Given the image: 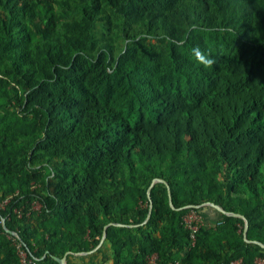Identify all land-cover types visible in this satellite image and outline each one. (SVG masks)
<instances>
[{"label": "trees", "instance_id": "1", "mask_svg": "<svg viewBox=\"0 0 264 264\" xmlns=\"http://www.w3.org/2000/svg\"><path fill=\"white\" fill-rule=\"evenodd\" d=\"M153 179L165 183L149 199ZM10 195L0 215L31 264L66 251L67 264H105V246L112 264L264 257V0H0ZM206 202L242 215L247 240L221 213L191 245L182 217ZM0 264H19L1 226Z\"/></svg>", "mask_w": 264, "mask_h": 264}, {"label": "built area", "instance_id": "2", "mask_svg": "<svg viewBox=\"0 0 264 264\" xmlns=\"http://www.w3.org/2000/svg\"><path fill=\"white\" fill-rule=\"evenodd\" d=\"M11 195L7 196L3 200L0 201V209H3L7 202L10 200ZM203 206H209L206 203L202 204ZM40 207V203L38 201H32L30 204V208L32 210H38ZM197 207L189 209L185 215L182 217V223L186 230L189 232L190 244L193 245L195 243V234L199 227L204 226V215L201 211L196 210ZM17 216L21 215L20 209L15 208L13 211ZM0 226L2 227V216L0 215ZM9 237L12 239L17 255L19 257V264H31L35 261V257H29L27 251L23 248L21 241L18 238V235L13 232L9 234ZM143 264H159L157 253H150L145 257ZM169 264H178L177 262H171ZM228 264H242L241 258L232 259ZM252 264H264V257H256Z\"/></svg>", "mask_w": 264, "mask_h": 264}, {"label": "water", "instance_id": "3", "mask_svg": "<svg viewBox=\"0 0 264 264\" xmlns=\"http://www.w3.org/2000/svg\"><path fill=\"white\" fill-rule=\"evenodd\" d=\"M155 181H161V182H164V181L161 180V179H154V180H152L151 184L149 185V187H148V189H147V197H148L149 199H150V189H151V187H152V185L154 184ZM164 183H165V182H164ZM167 194H168V201H169V204L172 206V202H171V194H170L169 189H167ZM206 204L209 205V206L214 207V208H215L216 210H218L220 213L232 214V213H227V212H225V211H224L219 205H215V204H213V203H211V202H206ZM196 207H197V206H196ZM150 209H151V203H149V211H150ZM232 215H234V216H238V217H241V218L244 220V227H243V232H242V233H243V238H244L245 240H247V239H246L247 222H246L245 218H244L242 215H239V214H232ZM147 217H148V215H147ZM145 221H146V219L144 220V222H145ZM110 224H111V223H109V224H107V225L104 226V228H103V232H102V236H101V239H100L98 245L95 247V249L98 248V247L102 244V242L104 241V239H105V235H106V227H107L108 225H110ZM2 228H3L7 233H9V234L13 233V232L10 231L9 229H7V227H6V225H5V219H4L3 217H2ZM255 243H257L260 247H263V248H264V244L259 243V242H255ZM68 253H69V251H66L62 257H54V258L58 261L59 264H67V262H66V255H67Z\"/></svg>", "mask_w": 264, "mask_h": 264}, {"label": "clouds", "instance_id": "4", "mask_svg": "<svg viewBox=\"0 0 264 264\" xmlns=\"http://www.w3.org/2000/svg\"><path fill=\"white\" fill-rule=\"evenodd\" d=\"M192 53L196 61L205 68H211L216 63L215 59L210 58V55L205 54L199 47L193 48Z\"/></svg>", "mask_w": 264, "mask_h": 264}, {"label": "crops", "instance_id": "5", "mask_svg": "<svg viewBox=\"0 0 264 264\" xmlns=\"http://www.w3.org/2000/svg\"><path fill=\"white\" fill-rule=\"evenodd\" d=\"M221 218V213L213 208L204 210V226L210 227L216 223L217 220ZM73 261L77 262V258ZM106 264H112V260H109Z\"/></svg>", "mask_w": 264, "mask_h": 264}, {"label": "rangeland", "instance_id": "6", "mask_svg": "<svg viewBox=\"0 0 264 264\" xmlns=\"http://www.w3.org/2000/svg\"><path fill=\"white\" fill-rule=\"evenodd\" d=\"M126 43V41L124 42V44ZM154 180V179H153ZM155 182H157V181H155ZM154 182V183H155ZM143 223H144V221H143ZM103 243V242H102ZM102 245V244H101ZM97 249V248H96ZM95 250V248L92 250V251H94ZM102 252H103V254L104 255H102V257L101 258H105L106 259V257H108V261L109 260H111V258H109L110 256H108V255H110V253H109V248H108V246H105V248L104 249H102ZM89 253H91V251H89ZM84 257H86V256H84ZM94 259H95V257H92L91 258V260H89V264H91V262L93 263L94 262ZM97 260H99V259H97ZM107 260V259H106ZM107 261V262H108ZM77 262L78 263H82V260L81 259H77ZM86 262V261H85ZM106 262V261H105ZM106 262V263H107ZM175 262H177L178 263V261H175ZM87 264H88V262H86ZM105 263V264H106Z\"/></svg>", "mask_w": 264, "mask_h": 264}]
</instances>
